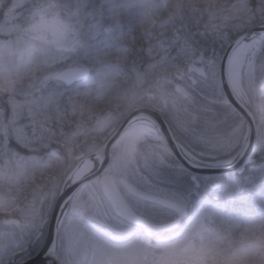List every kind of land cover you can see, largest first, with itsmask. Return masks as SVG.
Segmentation results:
<instances>
[{
  "label": "snow or ice",
  "instance_id": "snow-or-ice-1",
  "mask_svg": "<svg viewBox=\"0 0 264 264\" xmlns=\"http://www.w3.org/2000/svg\"><path fill=\"white\" fill-rule=\"evenodd\" d=\"M0 264H264V0H0Z\"/></svg>",
  "mask_w": 264,
  "mask_h": 264
},
{
  "label": "water",
  "instance_id": "water-1",
  "mask_svg": "<svg viewBox=\"0 0 264 264\" xmlns=\"http://www.w3.org/2000/svg\"><path fill=\"white\" fill-rule=\"evenodd\" d=\"M199 173L210 175V174H220L221 172L219 170H216V169H199L198 174Z\"/></svg>",
  "mask_w": 264,
  "mask_h": 264
}]
</instances>
